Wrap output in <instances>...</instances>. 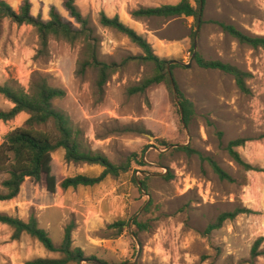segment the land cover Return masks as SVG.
<instances>
[{
    "label": "rangeland",
    "instance_id": "rangeland-1",
    "mask_svg": "<svg viewBox=\"0 0 264 264\" xmlns=\"http://www.w3.org/2000/svg\"><path fill=\"white\" fill-rule=\"evenodd\" d=\"M25 1L31 4L34 17L48 21L55 8L66 22L80 28L63 0H8L15 10ZM181 1L76 2L99 39V59L120 65L103 91L97 86V70L78 73L82 41L69 43L52 37L43 54L34 27L0 19V86L28 91L33 80L46 78L51 86L66 92L54 106L81 130L85 145L112 164L129 169L94 187L59 189L56 194L27 179L15 200L0 201V214L23 221L35 216L56 246L62 243L65 227L74 222V247L95 258L81 264H264V255L252 259L255 242L261 238L258 251L264 252V51L241 44L218 25H233L245 34L264 37V0H206L199 28L194 18L132 16L140 8ZM102 13L109 18L119 16L147 39L160 59L179 63L171 72L184 97L193 103L189 123L184 112L182 118L180 99L175 100L166 82L144 94H129L131 88L154 77L156 67L137 59L143 51L127 36L103 27ZM195 40L197 54L204 59L250 74L246 79L249 92H242L232 76L202 69L192 61ZM11 108L0 95V111ZM28 118L22 113L10 122H0V145L11 131L26 127ZM36 128L54 131L52 124ZM238 139L246 143L236 151L254 170H246L230 156L228 144ZM64 153L59 149L52 154L63 178L97 177L104 170L68 163ZM208 159L235 181L222 180ZM140 161L145 165L140 166ZM6 178L0 173V193L5 192L1 184ZM88 204L97 211L93 223L85 219ZM237 209L249 212L209 231L219 215ZM118 222L124 225L115 226ZM137 222L146 230H139ZM12 234L10 227L0 223V264L61 257L29 235L14 241Z\"/></svg>",
    "mask_w": 264,
    "mask_h": 264
},
{
    "label": "trees",
    "instance_id": "trees-1",
    "mask_svg": "<svg viewBox=\"0 0 264 264\" xmlns=\"http://www.w3.org/2000/svg\"><path fill=\"white\" fill-rule=\"evenodd\" d=\"M63 1L70 17L80 25V28H75L71 23L66 22L55 8L51 9L50 20L48 21H44L40 17H34L31 12L32 6L28 1H25L18 10H15L8 0H0V19H10L18 25H30L34 27L37 31L43 54L47 52L52 37L65 40L69 43L82 41L84 51L83 59L79 62L78 73L85 74L89 69L97 70V86L100 91H103L105 85L109 82L110 76L119 70L120 65L116 63L108 64L99 59V39L90 26L89 20L83 17L78 10L76 2L79 0ZM195 2L196 6L193 5L191 0H182L176 5L140 8L134 11L132 16L138 19H175L187 17L194 18L198 25L199 18L204 13L206 0H203L204 8L202 12L201 0H195ZM100 24L105 28L115 30L127 36L143 51L144 55L137 59L151 62L156 67V75L144 80L140 85L131 88L129 94H144L153 85L163 82H166L170 90H173L168 74L169 62L155 55L151 44L145 37L124 24L119 16L109 18L105 13H102ZM218 25H220L225 33L235 38L241 44L264 51V37L245 34L233 25L224 23H218ZM194 46L195 42L193 48ZM195 60L202 69L220 71L232 76L242 92H249L246 79L250 74L221 61L206 60L199 54L196 55ZM176 67L177 64H172L169 69L173 71ZM175 85L181 101L180 106L183 108L184 119L189 123L194 113L193 103L184 97L176 81ZM0 95H3L13 105V108L8 111H0V122H10L22 113L29 115L26 127L11 131L0 145V173L7 175V178L1 184L5 192L0 193V201L16 199L20 195L22 186L27 179L41 183L49 193L56 194L59 189L68 190L70 188L93 187L102 183L109 176L119 177L122 173L129 170L128 167L112 164L108 158L92 151L85 145L81 130L72 123L65 113L54 106V101L65 98L66 92L61 88L51 86L46 78L33 80L28 91L21 87L0 86ZM49 124L54 126V131L50 132L36 128L37 126H47ZM159 142L168 146L164 141L159 140ZM245 143V139L231 141L228 144V151L237 164L243 166L246 170H254L236 151V148L242 147ZM59 149L65 150V160L68 163L97 165L101 166L104 170L97 177L78 175L72 178H63L61 167L52 158V154ZM180 150L188 153L192 152L187 147H181ZM208 161L214 172L222 180L235 181L216 161L213 159H208ZM139 165L144 166L145 163L140 161ZM144 187L146 189L145 183ZM248 212L246 209H237L233 212L222 213L209 226V231L218 230L226 221L233 220L239 215ZM0 223L11 228L13 231L12 239L14 241L20 240L23 235H29L37 240L46 251L58 253L61 256L58 259L38 258L27 264H81L83 261L95 260V258L86 257L81 248L74 247V222L65 227L63 241L60 246H56L49 234L40 228L35 216L30 217L28 221H23L18 217L0 214ZM123 225L122 222L115 224L117 227ZM136 225L139 227V230H146L145 225L138 222ZM262 242V238L255 242L252 259L264 255V252L258 251ZM101 264L108 263L102 261Z\"/></svg>",
    "mask_w": 264,
    "mask_h": 264
},
{
    "label": "water",
    "instance_id": "water-1",
    "mask_svg": "<svg viewBox=\"0 0 264 264\" xmlns=\"http://www.w3.org/2000/svg\"><path fill=\"white\" fill-rule=\"evenodd\" d=\"M203 8H204V5H203V0H201V12L203 11ZM202 17L203 15L200 16L199 18V23H198V28L200 27V24H201V20H202ZM198 33V32H197ZM197 55V41L195 40V52L193 54V57H192V61L195 59ZM172 64H179L178 62H170L168 64V74H169V79L171 81V84H172V87H173V91H174V95H175V100L177 102H179V97H178V93H177V89H176V85H175V81H174V77H173V74L171 72V70L169 69V67L172 65ZM186 68L190 67V65H184ZM180 111H181V114H182V118H183V108L180 106ZM140 187L142 188V184L141 182L139 183Z\"/></svg>",
    "mask_w": 264,
    "mask_h": 264
},
{
    "label": "crops",
    "instance_id": "crops-1",
    "mask_svg": "<svg viewBox=\"0 0 264 264\" xmlns=\"http://www.w3.org/2000/svg\"><path fill=\"white\" fill-rule=\"evenodd\" d=\"M65 154V153H64ZM104 182V181H103ZM101 184V183H100ZM94 187V186H93ZM81 188H89V187H81ZM77 189V188H76ZM15 200V199H14ZM11 201H13V200H11ZM1 202H9V201H1ZM88 207L86 208V210H87V214H85V219H86V222L88 223L89 221H92V223H93V221H94V218H95V214H96V210H95V208L91 205V204H88L87 205ZM64 237V236H63ZM63 241V240H62ZM61 245V244H60Z\"/></svg>",
    "mask_w": 264,
    "mask_h": 264
}]
</instances>
